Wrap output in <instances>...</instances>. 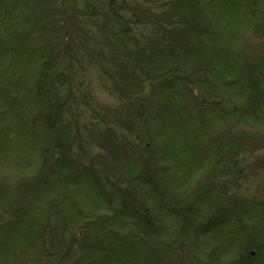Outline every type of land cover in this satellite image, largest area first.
I'll list each match as a JSON object with an SVG mask.
<instances>
[{
	"label": "trees",
	"instance_id": "1",
	"mask_svg": "<svg viewBox=\"0 0 264 264\" xmlns=\"http://www.w3.org/2000/svg\"><path fill=\"white\" fill-rule=\"evenodd\" d=\"M0 264H264V0H0Z\"/></svg>",
	"mask_w": 264,
	"mask_h": 264
}]
</instances>
